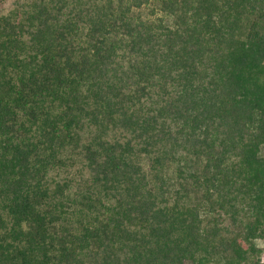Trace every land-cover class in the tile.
Wrapping results in <instances>:
<instances>
[{
  "label": "trees",
  "instance_id": "1",
  "mask_svg": "<svg viewBox=\"0 0 264 264\" xmlns=\"http://www.w3.org/2000/svg\"><path fill=\"white\" fill-rule=\"evenodd\" d=\"M264 0L0 8V264H261Z\"/></svg>",
  "mask_w": 264,
  "mask_h": 264
},
{
  "label": "rangeland",
  "instance_id": "2",
  "mask_svg": "<svg viewBox=\"0 0 264 264\" xmlns=\"http://www.w3.org/2000/svg\"><path fill=\"white\" fill-rule=\"evenodd\" d=\"M10 0H0V8L6 6ZM264 153V146L262 147ZM257 244L262 248L261 264H264V239L257 240Z\"/></svg>",
  "mask_w": 264,
  "mask_h": 264
}]
</instances>
